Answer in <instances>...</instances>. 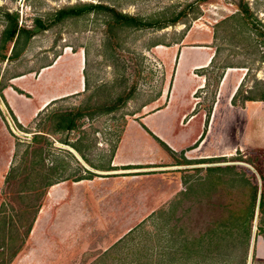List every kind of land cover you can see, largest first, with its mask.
<instances>
[{"label":"rangeland","instance_id":"rangeland-1","mask_svg":"<svg viewBox=\"0 0 264 264\" xmlns=\"http://www.w3.org/2000/svg\"><path fill=\"white\" fill-rule=\"evenodd\" d=\"M194 1L0 0V46L8 25L5 12L17 13L19 26L33 31L30 38L20 34L14 40L15 52L21 54L17 59L0 62V210L13 219L19 232L17 243L0 255V264H146L141 250L156 253L157 239L165 226L173 224L170 218L153 215L168 209L191 182L202 179L207 167L231 166L228 179L242 172L253 184L263 183L264 103H243L244 93L233 103L236 91L230 101L228 97L242 83L243 91L264 90V0H245L262 35L258 40L238 19V0H206L190 7ZM84 4H102L144 20H167L183 10L187 15L161 30L109 27L106 11L57 20L59 10ZM181 43L190 55L202 57L198 48H208L214 55L210 66L198 73L206 81V88L196 94L201 98L196 112L202 111L206 120L202 137L173 153L145 129L164 152L158 156L160 162L102 174L97 167L110 161L122 135L145 144L134 127L126 132L127 126L139 123L141 115L149 112L143 105L165 88L171 89L173 62L167 61L180 53ZM5 46L0 55L9 56L13 43ZM79 49L85 51L87 61L85 92L53 102L30 120L37 98L65 86L64 76L71 73L67 68L73 69V61L63 57L65 52L74 55ZM19 75L20 81L12 83L10 78ZM219 94L221 102L210 131L208 121ZM120 97L125 101L119 109L103 111ZM86 107L95 110L93 116L80 119L74 130L55 129L52 113ZM149 140L146 144H151ZM136 148L140 153V147ZM239 159H247L248 164ZM246 194L236 183L222 185L202 200L211 205L202 212L199 198L184 200L183 208L192 209L180 223L187 231L179 230L178 236H196L208 223L223 218L225 209L243 205ZM183 208L176 218L182 216ZM32 218L35 221L26 236V227L20 224ZM257 226L255 218L250 264H264L256 255L264 239V234H257ZM119 241L125 245L114 248ZM19 246V254L8 262Z\"/></svg>","mask_w":264,"mask_h":264},{"label":"trees","instance_id":"trees-1","mask_svg":"<svg viewBox=\"0 0 264 264\" xmlns=\"http://www.w3.org/2000/svg\"><path fill=\"white\" fill-rule=\"evenodd\" d=\"M205 1L206 0H195L192 4H190V7L196 6L197 4ZM235 6L238 10V19L254 31V37L258 40L262 35L257 29L248 3L245 0H238ZM95 11H106L110 14V20L107 22L109 27L118 29L129 28L134 30L165 29L169 26H175L176 24L182 22V20L187 15L183 10L167 20H144L138 16L122 14L115 11L113 8L104 6L102 4H84L80 6H70L66 9L59 10L57 12V20L59 21L67 17H79L81 15ZM4 17L6 20H8V25L3 31L4 40L0 46V49L5 50L7 47L5 45L8 42L13 43V47L9 56L7 54L0 55V62H9L17 59L19 55H21L15 52L16 41L14 42V40L17 38V36L20 34H25L27 38H30L33 35V31L19 26L17 13L13 14L5 12ZM35 23L40 28H44L40 21L35 20ZM183 36L184 35H182L181 39L179 40H182ZM178 43L179 42H176L175 44ZM262 44L264 45V40L262 41ZM262 58L264 59V53ZM225 68L232 67L227 66ZM260 82V80H257V83ZM242 86L243 83L237 89L233 97V103L235 102L237 95L242 93H244L242 98L243 103L258 101L264 102V90L256 94L250 88L247 91H243ZM124 101L125 98L120 97L117 99L115 104L104 108L103 111L113 112L119 109L123 105ZM94 112L95 110H92L91 108H78L68 112L52 113L50 119L55 122L54 125L57 131H72L77 127V122L80 119L84 117H91L93 116ZM221 159L225 160V158ZM258 159H261V157ZM203 161L204 160L198 162V164L204 163ZM239 161L248 164L247 159H239ZM185 162L189 163L188 161ZM207 162L213 163L212 159H208ZM231 170V166L207 167L202 179L196 182H191L187 186L186 190L180 193L179 197L171 202L168 209L160 210L156 215H153L159 216L161 218L163 217L164 220L170 218V220H173V224L167 225L168 229H166L165 226L163 233L157 239L159 248L156 253L151 251L149 254H147L146 250H141L144 252V254H146V264H248L253 232V222L255 218L259 219L257 234H264V177L261 176L263 181L261 185L253 184L251 180L242 172H235L233 173L234 178L228 179L227 176L230 175ZM234 183H236L241 190L243 189L247 192V199L243 205L233 206L229 209H225L223 218L220 220L217 219L210 224L208 223L207 226H204V229H202V231L196 236H178L179 230L183 229L184 231V229H186L187 231V226L180 223L182 218H189L192 209V206H186L183 208L182 204L184 200L189 201V197L191 196L199 198L200 205L199 207H196H198L199 212H202L204 207L209 208L211 206L207 203L203 204V199L210 198L211 192L216 191L218 187L225 184L232 185ZM54 184L55 183H49L47 185L52 186ZM182 208V216L176 218L175 215L177 211ZM4 212L5 210H2L1 208L0 255H3L4 251L9 250L8 246H10V244H16L17 237H19L16 224L13 222V219L6 217ZM20 216L21 215H17L19 222L21 221ZM34 221L35 218H32L29 223L22 222L20 224L21 228L26 227L24 235H29ZM135 230L136 229L131 230L129 232L130 235L133 234ZM7 231L10 234H6ZM13 232H15V235ZM124 245L125 243L123 241H119L117 244H115L114 248H120V246ZM20 249L21 246L15 248V250L10 254V259L8 262H10L12 258L19 254ZM153 255L155 258H152Z\"/></svg>","mask_w":264,"mask_h":264},{"label":"crops","instance_id":"crops-1","mask_svg":"<svg viewBox=\"0 0 264 264\" xmlns=\"http://www.w3.org/2000/svg\"><path fill=\"white\" fill-rule=\"evenodd\" d=\"M182 43L179 45L180 47L183 46L184 43ZM185 48L181 47L180 53L174 59L172 57L167 61L169 64L173 62L171 89L165 88L161 91L159 97L143 105V109L149 112L141 115L139 123L130 122L127 126L126 132H128L130 127H134L139 136L145 141V144L122 135L111 159H109L110 161L103 167H97L99 172L103 174L108 169L115 168L117 170L147 168L159 163L160 159L158 156H162L164 152L155 143L157 140L150 136L145 129L163 142L173 153H178L187 146H193L200 140L205 130L206 120L203 119L202 111L196 112L199 101H201V98L197 97L196 94L206 88V81L203 75L198 73H202L203 70L210 66L214 55L208 52V48H198L203 53L202 57L193 56L188 54ZM63 57L69 62L73 61V69L67 68L71 72L67 73L70 76H64V78L68 79L65 82V86L63 83L60 88L61 91L58 93L37 98V107L31 110L30 120L37 117L38 113H43L53 102L85 92L87 85L85 51L83 52V50L79 49L74 55L65 52ZM20 77V75L13 76L10 80L12 83H16V81H20ZM19 88L24 90L21 87ZM236 88L235 86L230 93L229 101L235 91H237ZM220 102L219 94V98L214 103L211 119L208 121V126L209 128L211 127L210 131L212 130L215 112ZM252 104L257 103L252 102ZM221 123L226 124V121ZM148 139H151V141L149 140L151 144H146ZM204 143L202 142L201 146ZM137 146L140 147V153L137 152ZM157 160L159 162H156ZM256 255L258 260H264V239L261 242L259 241Z\"/></svg>","mask_w":264,"mask_h":264},{"label":"water","instance_id":"water-1","mask_svg":"<svg viewBox=\"0 0 264 264\" xmlns=\"http://www.w3.org/2000/svg\"><path fill=\"white\" fill-rule=\"evenodd\" d=\"M252 242H253V239H251V244H250V251H249V257H248V264H250V262H251V254H252Z\"/></svg>","mask_w":264,"mask_h":264}]
</instances>
